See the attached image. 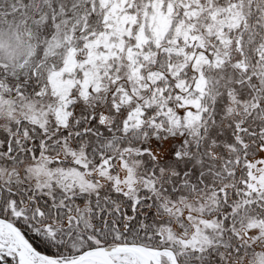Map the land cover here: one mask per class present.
<instances>
[{"label": "snow or ice", "instance_id": "snow-or-ice-1", "mask_svg": "<svg viewBox=\"0 0 264 264\" xmlns=\"http://www.w3.org/2000/svg\"><path fill=\"white\" fill-rule=\"evenodd\" d=\"M0 264H264V0H0Z\"/></svg>", "mask_w": 264, "mask_h": 264}]
</instances>
